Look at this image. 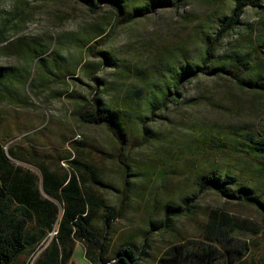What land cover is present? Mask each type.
I'll return each instance as SVG.
<instances>
[{"label": "trees", "instance_id": "obj_1", "mask_svg": "<svg viewBox=\"0 0 264 264\" xmlns=\"http://www.w3.org/2000/svg\"><path fill=\"white\" fill-rule=\"evenodd\" d=\"M77 1L93 13L109 7L115 28L149 17L159 9L178 14L187 0ZM260 1L226 0L188 31L202 46L198 55L174 52L168 60L154 64L149 72L122 74L120 83L128 86L127 94L108 97L113 85L97 75V62L89 60L79 65L96 85L90 96L80 92L70 95L74 103L72 114L83 124L105 126L118 144L115 150L96 148L93 152L87 141L73 139L67 153L53 160L68 163V169L62 174L52 170L46 162L38 165L25 160L19 143L7 146L6 138L10 140L12 135L0 137V264H27L31 253L55 226L58 233L34 264H75L72 256L77 242L85 246L86 256L93 264H114L122 258L128 264H142L145 257H150V238L154 230L174 231L175 221L193 212L195 204L190 200L194 193L169 198L161 220L151 217L155 212L150 213L146 229L125 234L112 248L115 220L125 217L128 191H132L128 187L131 184L128 176L133 168L128 160L135 142L143 146L159 143L174 154V164H170L173 166L161 171L162 182L167 172L185 173L190 175L193 187L199 192L214 190L229 202L250 204L264 214V126L245 122L217 129L202 127L191 132L184 145H175L177 148L165 144L167 139L150 127L155 116H160L159 112L177 105L184 97L185 83L202 74L226 76L238 88L264 98V17L256 25L246 24L241 19L248 7L261 13ZM20 14L21 11L16 13ZM7 21L0 22V50L7 53L12 52L14 45H19L21 55L36 60L49 52L53 40L55 44L60 42L57 37L50 42L27 41V35L11 39L7 35ZM113 30L97 25L79 37L77 44L89 55H102L107 63L118 64L109 51L99 49ZM53 56L52 67L38 78L25 66L0 65V98L16 108H25L29 104L26 85L29 84V91L40 98L41 90L51 81L64 80L68 72H74L76 67L70 69ZM3 117L0 113V125ZM44 128L47 129L48 124ZM17 129H25L22 131L25 132L31 128L23 123ZM29 135L24 134L22 139ZM110 159H118L126 166L123 188L118 189L120 202L115 205L109 204L103 193L105 188H113L102 178V163ZM234 223L225 213L214 211L202 225L201 233L206 242L199 241L201 246L195 249L174 244L156 264H193L196 256L212 260L219 246L234 238ZM137 235L143 237L142 242H137ZM245 244L247 247V241ZM256 264H264V253Z\"/></svg>", "mask_w": 264, "mask_h": 264}, {"label": "rangeland", "instance_id": "obj_2", "mask_svg": "<svg viewBox=\"0 0 264 264\" xmlns=\"http://www.w3.org/2000/svg\"><path fill=\"white\" fill-rule=\"evenodd\" d=\"M224 2L226 0H187L178 14L169 9H159L149 17L114 28L111 9L106 6L93 13L77 0H0V22L8 20L7 35L11 39L27 35V41L50 42L56 37L60 40L56 44L53 40L49 49L51 55L47 52L36 60L21 55L19 45H14L9 53L0 50V65L25 66L33 71L32 76L36 78L52 67L53 55L70 69L76 67L73 73L66 74L64 80L51 81L47 88L41 90L40 98L29 91V84L26 85L29 104L25 108H16L0 98V113L4 116L0 137L12 135L10 140L6 138L7 146L19 143V151L25 160L38 165L46 162L52 170L62 174L68 169V163L61 161L59 164L53 160L67 153L73 139L87 141L93 152L96 148L115 150L118 144L105 126L83 124L72 114L74 103L70 95L80 92L90 96L96 85L79 65L89 60L97 62V75L113 85L108 97L127 94L128 86L120 83L122 74L149 72L154 64L168 60L174 52L198 55L202 46L192 39L188 31ZM260 2L261 13L252 7L246 8L241 17L244 23L256 25L262 21L264 0ZM19 11L20 16L16 15ZM97 25L114 29L99 49L109 51L118 64L107 63L102 55H89L84 47L78 46L77 39ZM183 93L184 97L177 105L159 112L160 116H155L156 120L150 124L154 131H159L167 139L165 144L184 145L190 133L202 127L217 129L245 122H258L264 126V98L238 88L226 76L202 74L186 82ZM23 123L31 129L25 132H22L25 129H17ZM46 124L47 129L44 128ZM27 132L30 133L29 138L22 139ZM130 154L128 162L133 170H129L131 184L128 187L132 191H128L125 217L115 220L112 248L125 234L134 230L141 233L148 227L151 217L161 220L169 198L194 193L190 200L195 204L193 212L179 217L174 231L154 230L150 238L151 256L145 257L142 264H156L157 259L174 244H183L187 249L201 246L199 241L205 240L201 233L202 225L214 211L225 213L235 221L233 232L231 230L234 238L221 244L212 260L196 256L193 264H256L260 260L264 253V214L261 211L250 204L229 202L214 190L199 192L193 187L190 175L185 173L167 172L162 182L161 171H168L173 166L170 164H174V154L166 146L159 143L143 146L135 142ZM102 167V178L113 187L105 188L104 196L109 204H118L121 194L118 189L123 188L126 166L118 159H110L103 162ZM152 212L155 215L150 217ZM142 238L137 235V242H142ZM227 248L232 251L227 252ZM74 260L77 264L87 263L83 245L77 247Z\"/></svg>", "mask_w": 264, "mask_h": 264}, {"label": "built area", "instance_id": "obj_3", "mask_svg": "<svg viewBox=\"0 0 264 264\" xmlns=\"http://www.w3.org/2000/svg\"><path fill=\"white\" fill-rule=\"evenodd\" d=\"M58 233V226H55V228L49 233V236L44 239L40 245L31 253L27 260V264H34L36 258L38 255L42 252V250L48 245L51 238Z\"/></svg>", "mask_w": 264, "mask_h": 264}, {"label": "crops", "instance_id": "obj_4", "mask_svg": "<svg viewBox=\"0 0 264 264\" xmlns=\"http://www.w3.org/2000/svg\"><path fill=\"white\" fill-rule=\"evenodd\" d=\"M79 245H83L81 242H77L76 243V245H75V249H74V253H73V256H72V261L75 263V264H77L76 262H75V260H74V255H75V251H76V249H77V247L79 246ZM83 248H84V254H85V256H86V250H85V246L83 245ZM86 259H87V263H85V264H93L88 258H87V256H86Z\"/></svg>", "mask_w": 264, "mask_h": 264}, {"label": "water", "instance_id": "obj_5", "mask_svg": "<svg viewBox=\"0 0 264 264\" xmlns=\"http://www.w3.org/2000/svg\"><path fill=\"white\" fill-rule=\"evenodd\" d=\"M114 264H128L125 258L118 259Z\"/></svg>", "mask_w": 264, "mask_h": 264}]
</instances>
